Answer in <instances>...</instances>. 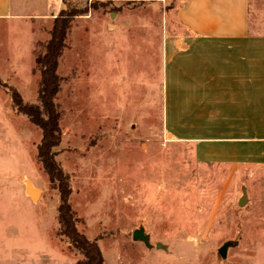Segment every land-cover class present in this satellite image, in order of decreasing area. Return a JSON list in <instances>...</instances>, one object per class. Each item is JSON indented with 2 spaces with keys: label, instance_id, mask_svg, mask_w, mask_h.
Listing matches in <instances>:
<instances>
[{
  "label": "rangeland",
  "instance_id": "rangeland-1",
  "mask_svg": "<svg viewBox=\"0 0 264 264\" xmlns=\"http://www.w3.org/2000/svg\"><path fill=\"white\" fill-rule=\"evenodd\" d=\"M23 1L27 10L0 19V78L28 102H38L35 59L54 18L90 7L60 58L56 150L78 229L98 240L104 264H264L263 142L179 141L165 129L166 42L186 38L180 0ZM250 21L264 35V0H250ZM41 138L0 86V264L83 259L59 234L60 196L37 159ZM136 229L148 241L134 239Z\"/></svg>",
  "mask_w": 264,
  "mask_h": 264
},
{
  "label": "crops",
  "instance_id": "crops-1",
  "mask_svg": "<svg viewBox=\"0 0 264 264\" xmlns=\"http://www.w3.org/2000/svg\"><path fill=\"white\" fill-rule=\"evenodd\" d=\"M23 8L28 2L0 0V19ZM176 18L186 38L164 51L169 136L229 147L259 139L264 150V35L252 32L250 0H180Z\"/></svg>",
  "mask_w": 264,
  "mask_h": 264
},
{
  "label": "trees",
  "instance_id": "trees-1",
  "mask_svg": "<svg viewBox=\"0 0 264 264\" xmlns=\"http://www.w3.org/2000/svg\"><path fill=\"white\" fill-rule=\"evenodd\" d=\"M89 6L63 8L54 18L50 38L43 44L44 50L37 54L36 65L40 70L38 102L26 101L18 89L0 78V86L8 88L12 103L19 113L42 130L37 159L48 179L57 188L60 196L58 207L59 234L69 240L70 247L81 253L80 264H104L105 258L98 240L89 239L78 229L70 202L73 188L71 176L57 160L56 148L62 141L61 112L56 99L64 78L58 73L60 58L68 47L67 37L76 17L87 14Z\"/></svg>",
  "mask_w": 264,
  "mask_h": 264
},
{
  "label": "water",
  "instance_id": "water-1",
  "mask_svg": "<svg viewBox=\"0 0 264 264\" xmlns=\"http://www.w3.org/2000/svg\"><path fill=\"white\" fill-rule=\"evenodd\" d=\"M32 197L33 198H37L38 196V191L37 190H30ZM246 199V195L242 196L241 200H240V204H242L244 202V200ZM133 237L134 239H141L144 241H148L149 237L144 233V231L142 229H136L133 232ZM220 254L225 257L226 256V246H223L220 250H219Z\"/></svg>",
  "mask_w": 264,
  "mask_h": 264
},
{
  "label": "built area",
  "instance_id": "built-area-1",
  "mask_svg": "<svg viewBox=\"0 0 264 264\" xmlns=\"http://www.w3.org/2000/svg\"><path fill=\"white\" fill-rule=\"evenodd\" d=\"M61 1H63V0H61Z\"/></svg>",
  "mask_w": 264,
  "mask_h": 264
}]
</instances>
